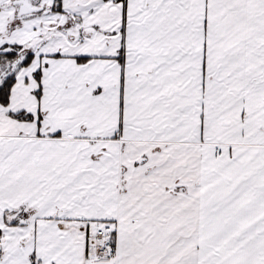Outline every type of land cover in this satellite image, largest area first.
<instances>
[{
  "label": "snow or ice",
  "instance_id": "snow-or-ice-1",
  "mask_svg": "<svg viewBox=\"0 0 264 264\" xmlns=\"http://www.w3.org/2000/svg\"><path fill=\"white\" fill-rule=\"evenodd\" d=\"M0 264H264V0H0Z\"/></svg>",
  "mask_w": 264,
  "mask_h": 264
}]
</instances>
